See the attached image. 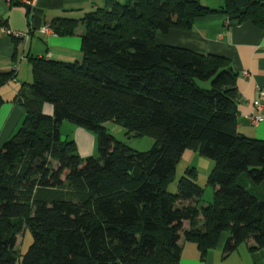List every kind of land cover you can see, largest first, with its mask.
<instances>
[{"label": "trees", "instance_id": "1", "mask_svg": "<svg viewBox=\"0 0 264 264\" xmlns=\"http://www.w3.org/2000/svg\"><path fill=\"white\" fill-rule=\"evenodd\" d=\"M213 3L108 0L81 19L80 59L29 57L31 81L12 98L24 116L0 145V264H178L181 240L204 254L224 233L225 254L264 247V201L237 182L264 181V138L238 131L236 71L223 56L155 40L215 13L264 29V0ZM78 22L50 28L72 35ZM14 80L16 67L0 71V87ZM112 122L154 144L132 149L108 132ZM64 124L94 134L97 155L80 156ZM187 149L213 161L211 202L195 167L168 189Z\"/></svg>", "mask_w": 264, "mask_h": 264}, {"label": "crops", "instance_id": "2", "mask_svg": "<svg viewBox=\"0 0 264 264\" xmlns=\"http://www.w3.org/2000/svg\"><path fill=\"white\" fill-rule=\"evenodd\" d=\"M107 1L36 0L35 5L30 6L28 0H0V71L16 67V80L0 87V95L4 99L0 106V145L19 126L24 116L23 107L12 98L22 84L31 81L29 57L47 56L60 61L80 59L84 28L81 19L86 13L104 7ZM113 1L123 3L126 0ZM60 18L79 21L72 35L62 36L52 31L50 24ZM13 32H22L26 36L14 37L9 34ZM155 40L160 44L227 58L237 74L238 131L250 137L264 138V119L258 125H252L250 120L251 116L257 115L255 103L259 93L264 92V29L251 21L229 26L224 15L215 13L196 17L189 30L171 29L167 34L157 35ZM262 103L264 108V100ZM44 112L51 114V106L45 104ZM62 128L64 134L74 140L80 156L94 155L97 150L94 134L71 124H64ZM206 166L209 167L208 162ZM237 182L264 201V181L254 184L241 174ZM227 236V233L222 234L216 247L204 254L194 241L181 240L178 264H264V247L253 249L251 241L242 242L225 254L223 246Z\"/></svg>", "mask_w": 264, "mask_h": 264}, {"label": "rangeland", "instance_id": "3", "mask_svg": "<svg viewBox=\"0 0 264 264\" xmlns=\"http://www.w3.org/2000/svg\"><path fill=\"white\" fill-rule=\"evenodd\" d=\"M201 2L210 5H212V3L214 2L213 5H217V6L219 5L218 0H201ZM106 128L109 133L114 135L118 140L125 142L129 147H131L134 150L141 152L146 151L150 149L154 144V139L152 137L149 136L136 137V136L127 135L125 129L117 123L114 122L107 123ZM62 137H64V134ZM94 155H97V150L94 152ZM207 162L209 164V167L206 166ZM212 166H213V161L211 159L203 157L199 155L197 152L187 149L183 153L182 159L180 160L178 166L176 167L174 179L169 183L168 189L171 192H173L176 189L177 181L182 175H184L186 168L195 167L197 170L196 182L203 188L202 203L211 202L213 200V188L207 184V177ZM208 196L209 198H207ZM20 235L18 238L19 241L17 244V250L21 254H23L26 251L29 244L31 243L32 239H31V234L27 229L23 232L21 236Z\"/></svg>", "mask_w": 264, "mask_h": 264}, {"label": "built area", "instance_id": "4", "mask_svg": "<svg viewBox=\"0 0 264 264\" xmlns=\"http://www.w3.org/2000/svg\"><path fill=\"white\" fill-rule=\"evenodd\" d=\"M35 1L36 0H28L27 3H28V5L31 6V5H35ZM9 34H11L14 37H18V36L25 37L26 36V34H24L22 32H13V33H9ZM259 94H260V97L258 100H256V103H255L256 110L259 112V114L251 116L250 120H251L252 124H257V122L262 118L260 112L263 108V105L261 104V102L264 100V92H260ZM261 99H263V100H261Z\"/></svg>", "mask_w": 264, "mask_h": 264}, {"label": "water", "instance_id": "5", "mask_svg": "<svg viewBox=\"0 0 264 264\" xmlns=\"http://www.w3.org/2000/svg\"><path fill=\"white\" fill-rule=\"evenodd\" d=\"M27 8H29V7L27 6Z\"/></svg>", "mask_w": 264, "mask_h": 264}]
</instances>
